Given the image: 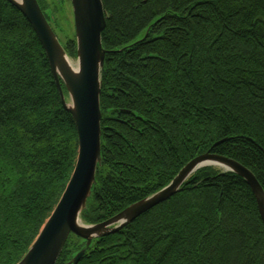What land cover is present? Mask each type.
Returning <instances> with one entry per match:
<instances>
[{"label": "trees", "instance_id": "1", "mask_svg": "<svg viewBox=\"0 0 264 264\" xmlns=\"http://www.w3.org/2000/svg\"><path fill=\"white\" fill-rule=\"evenodd\" d=\"M38 1L64 31L66 0ZM103 3V162L83 220L108 219L160 189L222 139L213 152L264 187V0ZM62 44L77 57L75 36ZM78 147L39 36L0 0V264L27 253ZM86 244L72 234L56 264ZM78 264H264V221L245 178L202 167L169 200L96 238Z\"/></svg>", "mask_w": 264, "mask_h": 264}, {"label": "water", "instance_id": "2", "mask_svg": "<svg viewBox=\"0 0 264 264\" xmlns=\"http://www.w3.org/2000/svg\"><path fill=\"white\" fill-rule=\"evenodd\" d=\"M28 18L39 36L60 91L62 101L72 113L78 134L79 154L66 189L38 237L18 264H56L63 248L74 233L88 240L114 233L138 215L181 190L184 182L205 165H220L223 171H233L244 177L257 198L264 221V187L254 172L240 161L211 150L189 162L168 185L150 196L131 204L113 217L96 224H86L82 212L96 183L98 166L102 164L101 103L102 73L106 49L102 33L107 24L103 0H71L77 40V68L65 49L38 0H10ZM64 83L69 100L63 91ZM226 139L214 143L217 146ZM85 248L71 263L77 264Z\"/></svg>", "mask_w": 264, "mask_h": 264}, {"label": "bare ground", "instance_id": "3", "mask_svg": "<svg viewBox=\"0 0 264 264\" xmlns=\"http://www.w3.org/2000/svg\"><path fill=\"white\" fill-rule=\"evenodd\" d=\"M9 1H10V0H9ZM10 2H11V1H10ZM11 3H12V2H11ZM12 4H13V3H12ZM15 6H16V5H15ZM16 7H17V6H16ZM106 25H107V24H106ZM105 28H106V27H105ZM102 34H103V33H102ZM75 37H76V35H75ZM102 40H103V38H102ZM40 41H41V40H40ZM76 43H77V40H76ZM103 46H104V45H103ZM64 47H65V46H64ZM104 48H105V47H104ZM44 49H45V48H44ZM65 49H66V48H65ZM105 49H106V48H105ZM45 51H46V50H45ZM46 54H47V53H46ZM106 54H107V49H106ZM72 58H73V57H72ZM76 58H77V57H76ZM105 58H106V55H105ZM48 59H49V58H48ZM49 62H50V61H49ZM71 63H72V65H73L74 67L77 68V65H78L77 61H74L73 59H71ZM50 66H51V65H50ZM55 81H56V80H55ZM56 84H57V83H56ZM62 86H63V91H64V93H65V95H66V98L69 100V94H68V91H67V89H66V87H65V85H64L63 82H62ZM57 87H58V86H57ZM58 90H59V89H58ZM59 92H60V91H59ZM101 92H102V90H101ZM60 96H61V94H60ZM61 99H62V97H61ZM62 102H63V101H62ZM100 103H101V95H100ZM63 104H64V103H63ZM65 107H66V106H65ZM101 111H102V108H101ZM71 114H72V113H71ZM73 118H74V117H73ZM74 121H75V120H74ZM75 124H76V123H75ZM76 127H77V126H76ZM101 129H102V119H101ZM77 132H78V130H77ZM78 143H79V134H78ZM213 148H214V146H212V147L210 148V150H211L212 152H213ZM210 150H208V151H210ZM208 151H207V152H208ZM204 153H206V152H204ZM204 153H202V154H204ZM78 154H79V147H78ZM200 155H201V154H200ZM196 157H197V156H196ZM77 158H78V156H77ZM194 158H195V157H194ZM194 158H193V159H194ZM193 159H191L189 162H191ZM102 162H103V158H102ZM189 162H188V163H189ZM76 163H77V161H76ZM188 163H186V165H187ZM186 165H184L183 168H184ZM75 166H76V165H75ZM99 166H100V165H99ZM207 166L216 167V168H218V169H220V170H222V171H223V168H224V167H222V166H220V165H215V164H209V165H205V166H203V167H207ZM183 168H182V169H183ZM74 169H75V168H74ZM182 169H181V170H182ZM199 169H201V168H199ZM199 169H198V170H199ZM181 170H180V171H181ZM198 170H196V171L190 176V178H191V177H192V176H193ZM73 171H74V170H73ZM180 171H179V172H180ZM179 172H178V173H179ZM224 172H227V171H224ZM71 176H72V175H71ZM176 176H177V175H176ZM176 176H175V177H176ZM175 177H174V178H175ZM70 178H71V177H70ZM174 178H173V179H174ZM190 178H189V179H190ZM243 178H244V177H243ZM189 179H188L186 182L183 183V185H182L180 191H182V190L184 189V187H185V185L187 184V182L189 181ZM69 180H70V179H69ZM68 182H69V181H68ZM96 182H97V174H96ZM67 184H68V183H67ZM95 184H96V183H95ZM95 184H94V185H95ZM168 184H169V183H168ZM168 184H166V185H168ZM166 185H165V186H166ZM66 186H67V185H66ZM93 187H94V186H93ZM163 187H164V186H163ZM163 187H161V188H163ZM161 188H160V189H161ZM251 188H252V187H251ZM65 189H66V188H65ZM160 189H158V190H160ZM158 190L154 191L153 193L157 192ZM252 190H253V189H252ZM64 191H65V190H64ZM180 191H179V192H180ZM179 192H177V193H179ZM253 192H254V191H253ZM63 193H64V192H63ZM92 193H93V188H92ZM153 193H151V194H153ZM177 193H175V194H177ZM151 194H149V195H147V196H145V197H143V198H141V199H138V200H136V201L130 203V204H129L128 206H126L124 209H126L127 207H129L131 204L136 203V202H138V201H140V200H142V199H144V198L150 196ZM175 194H174V195H175ZM254 194H255V193H254ZM62 195H63V194H62ZM174 195H172V196H174ZM91 196H92V194H91ZM172 196H171V197H172ZM61 197H62V196H61ZM61 197H60V198H61ZM171 197L165 199L164 201H162V202H160V203H163V202L169 200ZM90 198H91V197H90ZM90 198H89V199H90ZM59 200H60V199H59ZM88 201H89V200H88ZM58 202H59V201H58ZM160 203H159V204H160ZM57 204H58V203H57ZM57 204H56V205H57ZM157 205H158V204H157ZM157 205H155V206H157ZM87 206H88V202H87ZM155 206H154V207H155ZM55 207H56V206H55ZM152 208H153V207H152ZM152 208H151V209H152ZM54 209H55V208H54ZM54 209H53V210H54ZM86 209H87V208H86ZM86 209H85V210H86ZM124 209H123V210H124ZM123 210H121V211H123ZM149 210H150V209H149ZM121 211H120V212H121ZM147 211H148V210H147ZM147 211H146V212H147ZM52 212H53V211H52ZM82 213H83V212H82ZM118 213H119V212H118ZM118 213H116V214H118ZM144 213H145V212L141 213L140 215H142V214H144ZM51 214H52V213H51ZM51 214H50V215H51ZM116 214H115V215H116ZM140 215H138L135 219H137ZM113 216H114V215H113ZM113 216H111V217H113ZM49 217H50V216H49ZM49 217H48V218H49ZM111 217H110V218H111ZM108 219H109V218H108ZM108 219H105V220H108ZM135 219H134V220H135ZM47 220H48V219H47ZM47 220H46V221H47ZM82 220H83V218H82ZM105 220H103V221H105ZM134 220H132L131 222H133ZM83 221H84V220H83ZM103 221H100V222H103ZM131 222H129V223H131ZM45 223H46V222H45ZM45 223H44V224H45ZM84 223H86V224H96V223H99V222H96V223H87V222L84 221ZM129 223H128V224H129ZM128 224H126V225H128ZM126 225H125V226H126ZM43 226H44V225H43ZM125 226H124V227H125ZM124 227H122V228H124ZM42 228H43V227H42ZM122 228H121V229H122ZM121 229H120V230H121ZM40 231H41V230H40ZM118 231H119V230H118ZM39 233H40V232H39ZM114 233H115V232H114ZM72 234H74V233H72ZM72 234H71V235H72ZM110 234H112V233H110ZM38 235H39V234H38ZM71 235H70V236H71ZM75 235H76V234H75ZM106 235H109V234H106ZM106 235L99 236V237H94L93 240H92V242H93L96 238H101V237H104V236H106ZM70 236H69V238H70ZM77 236H78V235H77ZM37 237H38V236H37ZM37 237H36V238H37ZM79 237H81V236H79ZM69 238H68V240H69ZM81 238H83V237H81ZM83 239H85V238H83ZM35 240H36V239H35ZM35 240H34V241H35ZM68 240H67V241H68ZM85 240L87 241V244H86V246L84 247V248H85V253H86L87 248L92 244V242H91L90 244H88V240H87V239H85ZM33 243H34V242H33ZM33 243H32V244H33ZM66 244H67V242H66ZM66 244H65V245H66ZM31 246H32V245H31ZM31 246H30V247H31ZM64 248H65V246H64ZM64 248H63V250H64ZM29 249H30V248H29ZM29 249H28V250H29ZM82 249H83V248H82ZM82 249H81V250H82ZM81 250H79L78 252H80ZM27 252H28V251H27ZM62 252H63V251H62ZM78 252H77V253H78ZM77 253H76V254H77ZM85 253H84V254H85ZM61 254H62V253H61ZM76 254L74 255V257L76 256ZM84 254H83V256H84ZM25 255H26V254H25ZM60 256H61V255H60ZM83 256H82V257H83ZM74 257H73V258H74ZM59 258H60V257H59ZM73 258H72V259H73ZM22 259H23V258H22ZM22 259H21V260H22ZM72 259H71L67 264H74V263H71ZM81 259H82V258H81ZM81 259H80V260H81ZM21 260H20V261H21ZM58 260H59V259H58ZM57 262H58V261H57ZM79 262H80V261H79ZM79 262H78V263H79ZM18 263H19V262H18ZM18 263H17V264H18ZM78 263H77V264H78Z\"/></svg>", "mask_w": 264, "mask_h": 264}, {"label": "rangeland", "instance_id": "4", "mask_svg": "<svg viewBox=\"0 0 264 264\" xmlns=\"http://www.w3.org/2000/svg\"><path fill=\"white\" fill-rule=\"evenodd\" d=\"M62 13L64 14V31L61 30L60 26L56 25L54 26V30L57 33L59 39H61L65 44L68 38L76 35L73 7L70 1L66 0ZM73 60L77 61L76 58H73Z\"/></svg>", "mask_w": 264, "mask_h": 264}]
</instances>
